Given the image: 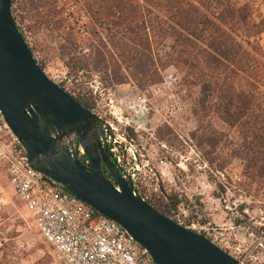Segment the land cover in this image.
I'll list each match as a JSON object with an SVG mask.
<instances>
[{
  "label": "rangeland",
  "instance_id": "rangeland-1",
  "mask_svg": "<svg viewBox=\"0 0 264 264\" xmlns=\"http://www.w3.org/2000/svg\"><path fill=\"white\" fill-rule=\"evenodd\" d=\"M35 1L16 0L12 14L35 60L51 80L73 95L83 94L89 98L92 111L113 123L120 135L118 99L123 96L124 90L134 92V101L141 105L143 112L139 122L144 120V126L134 125V137L129 131L127 134L134 139V148L131 147L135 156L134 182L148 202L157 206L162 200L168 203L169 196L177 197L180 202L172 215L178 223L195 231L200 226L214 227L215 224L223 225L219 231H231L229 223H239L236 211L240 209L229 210L226 206L233 207L232 202L239 191L264 201V177L251 182L243 176L242 156L231 152L232 144L238 143L231 132L215 149L203 142L204 131L210 133L213 129L225 127L211 113L204 118L199 110L195 114V110L199 109L200 88L184 80V71L169 66L162 70L159 83L145 88L132 80L105 87L90 65L79 73L81 79L73 82L64 55L68 48L66 37L74 35L78 42L75 54L80 57L81 53L84 60L91 62L93 53L88 47H98V39L107 43L106 37L112 31L106 26L94 24L83 7L84 0H43L47 2L45 8H35ZM248 1L254 7L256 18L264 15V0ZM74 6L89 17L83 27L68 17ZM260 43L264 45V33L260 36ZM108 51L115 60L118 52L107 44L105 55ZM121 71L125 69L122 67ZM222 163L225 167L220 171L218 165ZM0 186L5 189L9 200L0 213V231L9 237L0 251V264H48L51 260L50 247L35 231L27 213L18 209L1 163ZM19 236L24 241L22 250L15 245V238Z\"/></svg>",
  "mask_w": 264,
  "mask_h": 264
},
{
  "label": "trees",
  "instance_id": "trees-1",
  "mask_svg": "<svg viewBox=\"0 0 264 264\" xmlns=\"http://www.w3.org/2000/svg\"><path fill=\"white\" fill-rule=\"evenodd\" d=\"M15 1L11 0L12 13ZM33 4L45 8L47 2ZM83 7L94 24L112 32L107 43L98 39V47H88L91 62L75 54V36L66 37L64 55L73 82L90 65L105 87L132 80L145 88L159 83L162 70L169 66L182 70L184 80L200 88L195 114L199 110L204 118L211 113L225 127L204 131L203 142L215 149L231 132L238 142L231 152L241 154L243 176L251 182L264 177V45L260 43L264 15L256 18L248 0H84ZM13 19L25 39L14 15ZM107 44L118 52L115 60L110 51L105 55ZM67 93L84 108L93 109L83 94ZM79 160L87 164L85 156ZM224 167L222 163L218 170ZM169 199L157 206L146 201L178 222L172 212L180 201L174 196Z\"/></svg>",
  "mask_w": 264,
  "mask_h": 264
},
{
  "label": "water",
  "instance_id": "water-1",
  "mask_svg": "<svg viewBox=\"0 0 264 264\" xmlns=\"http://www.w3.org/2000/svg\"><path fill=\"white\" fill-rule=\"evenodd\" d=\"M0 114L31 168L120 224L155 264H240L203 234L159 213L121 175L102 144V119L40 68L14 22L11 0H0Z\"/></svg>",
  "mask_w": 264,
  "mask_h": 264
},
{
  "label": "built area",
  "instance_id": "built-area-1",
  "mask_svg": "<svg viewBox=\"0 0 264 264\" xmlns=\"http://www.w3.org/2000/svg\"><path fill=\"white\" fill-rule=\"evenodd\" d=\"M74 8L68 17L83 27L89 17L83 10ZM119 109V129L128 138V143L134 144V139L127 134L126 126L134 128L136 121L141 118L129 116L137 113L134 106L122 107L119 104ZM72 145L78 158L85 156L80 145L75 141ZM113 152L117 164L122 165L119 147H114ZM0 163L12 186L18 209L27 213L35 231L50 247L51 260L48 264H155L151 256L120 224L31 168L25 148L5 124L1 114ZM133 187L146 200L139 187ZM8 203L6 191L0 186V213ZM232 204L233 207L227 205L226 208L240 210L236 211L239 223H229L231 231H219L223 225L215 224L214 227L200 226L197 232L240 264H264V201L239 191ZM8 239L7 234L0 231V251ZM15 245L18 250L24 248L20 236L15 238Z\"/></svg>",
  "mask_w": 264,
  "mask_h": 264
},
{
  "label": "flooded vegetation",
  "instance_id": "flooded-vegetation-1",
  "mask_svg": "<svg viewBox=\"0 0 264 264\" xmlns=\"http://www.w3.org/2000/svg\"><path fill=\"white\" fill-rule=\"evenodd\" d=\"M102 119L101 123V134L103 135L104 139H102V144L106 143L109 148L110 153V159L114 164L118 167L121 175L129 182H131L132 185L136 186V183L134 182V150H132L134 144H130L127 141V137L124 134H117V127L113 125L110 121L107 119ZM119 147L120 154L122 155V165L117 164L116 159L114 157L113 148ZM134 148V147H133Z\"/></svg>",
  "mask_w": 264,
  "mask_h": 264
},
{
  "label": "bare ground",
  "instance_id": "bare-ground-1",
  "mask_svg": "<svg viewBox=\"0 0 264 264\" xmlns=\"http://www.w3.org/2000/svg\"><path fill=\"white\" fill-rule=\"evenodd\" d=\"M134 96V92L128 91V90H124L123 92V96L120 97L118 99V103L122 106V107H133L136 108V112L139 113V119L142 118V116H140V114H143L142 110H141V105L140 104H136V100L134 101L133 99ZM137 124H139L140 127L144 126V120H142L141 122L136 121Z\"/></svg>",
  "mask_w": 264,
  "mask_h": 264
}]
</instances>
